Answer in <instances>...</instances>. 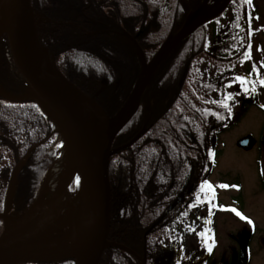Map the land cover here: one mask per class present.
Returning <instances> with one entry per match:
<instances>
[{
  "label": "trees",
  "instance_id": "obj_1",
  "mask_svg": "<svg viewBox=\"0 0 264 264\" xmlns=\"http://www.w3.org/2000/svg\"><path fill=\"white\" fill-rule=\"evenodd\" d=\"M221 1L32 0V10L44 14L50 20L38 31L39 42L53 55L54 64L61 74L87 95H93L96 102L109 114L110 110L116 111L122 106L140 66L133 44L123 37L122 32L127 31L137 39L146 59L149 60L165 37L181 27L187 14L194 10H199L200 14L212 11ZM229 3L221 15L184 38L157 67L145 88L142 104L134 117L123 127L122 134L129 136L145 118L152 125L129 149L111 157L109 162L113 212L111 239L139 256L143 255L145 246V264H155L153 258L159 255V252L155 254L150 248L152 242L161 246L162 235L157 236L154 233L160 231L163 226L160 223L153 226L143 240L145 229L153 222L142 220L147 216L144 214L147 207H141L144 206L142 194L159 180L147 179L142 188L137 181V188L134 190L136 193L132 197L121 195L122 188L132 170L173 165L171 135L175 139L174 148L178 151L174 154L177 164L189 163L188 155L181 152V149H190L196 144L199 146L198 143H193L196 137L189 135L190 133L204 130L211 132L207 137L212 138L213 129H217L212 125L216 124V121L208 114L202 123L204 128L198 127L197 118L186 112L169 116L166 109V90L175 84L196 82L193 79L194 70L191 68L195 55L199 51L205 53L210 48V37L207 34L219 32L226 24L227 30L222 32H228L231 55L248 52L252 35L247 32L254 28V0L250 3L245 0H231ZM211 26L213 28L210 31ZM235 64L232 65L234 74L237 73ZM103 78L108 83L106 90L94 94ZM117 80L120 81L119 86ZM213 80L215 79L212 78ZM0 87L13 94L26 91L20 77L10 65L5 35L0 37ZM118 90L126 91L119 95L107 94ZM187 99L189 103H186L188 108L186 106L185 111L195 103L193 97ZM159 104L163 106L158 110L156 108ZM191 108H194V105ZM54 130L50 119L46 118L36 103H12L0 98V212L4 208L3 202L11 172L25 155L27 159L19 171L9 216L20 215L35 199L47 169L58 155V151L49 150L45 142L49 136H56ZM127 152L132 155L126 157ZM170 171L158 170L153 174L158 176ZM148 174L149 172L134 173L140 178ZM161 180L165 183L167 181ZM149 199L150 206L158 200L152 196ZM131 201L136 205L132 207ZM138 203L139 207L135 208ZM159 208L164 209L166 206L154 207L157 210ZM1 229L0 220V231ZM168 239L165 240L169 242ZM107 255L103 264H139L136 256L122 247L111 249ZM62 264L74 263L65 261Z\"/></svg>",
  "mask_w": 264,
  "mask_h": 264
},
{
  "label": "water",
  "instance_id": "obj_2",
  "mask_svg": "<svg viewBox=\"0 0 264 264\" xmlns=\"http://www.w3.org/2000/svg\"><path fill=\"white\" fill-rule=\"evenodd\" d=\"M229 1L223 0L217 8L204 14V16L199 15V10L188 14L181 28L173 35H167L150 62L145 60L143 50L140 49L136 39L124 32L125 38L131 41L137 50L141 63L140 73L130 94L117 113L109 117L99 107L101 114H87L86 120L77 115L54 82L43 81L37 76L34 65H32L31 41L33 34L39 43L31 7L32 1L11 0V5L4 8V28L0 36L1 34L6 35L10 64L22 80L26 91L14 95L0 88V98L14 103L32 101L41 108L46 118L50 119L61 140V149L65 150L68 160L80 172L78 174L80 187L84 189L89 204L90 230L86 242L81 245L75 243L55 245L56 241L63 237L61 235L63 229L52 225L54 216H41L37 212H32L33 206L41 199L44 179L37 196L31 202V206L16 217L9 216L13 206V194L17 187L19 171L26 160L25 156L18 161L11 172L5 192L4 209L0 212V218L3 221V229L0 233V264H55L65 260H70L74 264H103L108 251L120 246L111 240L112 201L110 180L108 179L109 157L135 142L143 130L139 131L133 139L123 146L111 149L114 135L134 116L139 107L143 90L154 70L163 62L164 58L173 51L174 47L185 36L219 15L229 4ZM1 16L0 14V19ZM41 47L47 52L46 47L44 48L42 45ZM55 68L57 69L56 66ZM63 78L65 79L64 76ZM69 83L73 85L71 82ZM105 83L106 80H102L103 85L97 93L105 88ZM74 87L76 86L74 85ZM76 89L87 101L95 103L92 96L86 95L77 87ZM250 140L249 137H246L238 142L241 146H246ZM73 184L74 181L69 183L66 190L69 191ZM43 229L50 230L52 237H44V240L41 241L44 244L40 246L35 242L39 236H33L31 232L33 230L43 231ZM144 262L145 256L141 259L140 264H144Z\"/></svg>",
  "mask_w": 264,
  "mask_h": 264
},
{
  "label": "flooded vegetation",
  "instance_id": "obj_3",
  "mask_svg": "<svg viewBox=\"0 0 264 264\" xmlns=\"http://www.w3.org/2000/svg\"><path fill=\"white\" fill-rule=\"evenodd\" d=\"M255 33L254 29L247 32V34L252 36L256 35ZM207 36L210 37V48L205 53L203 51L197 52L191 65V68L194 70L193 79H195L196 82H185V84H175L173 87L169 86L166 90L168 102V107H166V109L168 110L169 116H176V114H179L180 112H186L188 115L193 116V118H197V122L201 123H203L207 116L206 114H208L212 120L216 121V124L212 125V127L218 128V126H220V123L218 124L220 118L214 116L216 115L214 113H206L208 109L206 108L207 106L204 105V98L208 96L211 98L213 97V93H215L217 94L215 98L217 100L221 99V96L218 95L220 91L224 90V87L227 88L228 85L234 84L232 65L234 63H236L235 65L237 66L242 65L249 71V68H251L250 64L253 60V49L250 45L248 52H246L248 53L247 58L245 57V54L232 56L229 46L230 41L228 32L208 33ZM249 74L254 76V74H252V69ZM246 76L249 77L248 74ZM212 78L215 80L212 81ZM117 86H119V84ZM125 91L126 90L111 91L107 94L111 95L115 93L119 95L120 93H125ZM210 92H212V95H210ZM227 92H229V90ZM144 95L145 92L141 97L140 104H142L141 101L143 100ZM190 97L194 98V101L197 103L196 107L198 106L200 111L201 109L203 111L196 114L193 112L194 108H191V106L189 110L185 111L187 106L186 103H189V99L187 98ZM247 99L249 98L247 97ZM254 103L259 109L264 110V107H261L264 105L263 103H260L258 100H255ZM221 105L222 104H220V106ZM162 106V104H159L156 109L159 110ZM116 111L110 110L109 114L112 116ZM145 119L139 123V126L137 125L138 128L136 130L130 132L129 136H124L125 134H122L124 129L122 132H118L114 136L111 144L112 149L123 146L125 143L133 139L134 135L141 130H143L141 135L144 136L145 132H147L152 125ZM198 127L204 128V124L201 125L198 123ZM126 130L128 131L129 129L127 128ZM216 130L217 129H213L212 131L213 138L218 133ZM208 134H211V132L207 133L204 130L189 134L196 137V140L193 141V143H198L199 146L196 144L195 147L190 149L180 150L188 155L187 159L189 163L186 164H177V158L175 159L174 154L178 151L174 148L175 139L171 135L173 165L168 167L159 166L157 168H148L147 170H132L130 171L132 172L130 177H127V180L124 182L125 186L122 188L121 195L132 197L136 193L134 190L137 188V181L142 185V188L144 187L143 185H145V182H147V179L159 180L158 183L152 184L150 189L145 190L146 192L142 194V202H144V206L141 205L143 208L147 207V209L145 208L147 211L144 212L147 216L143 217L142 220L148 222L151 221L154 226L158 223L163 226L160 231L154 233V235L157 236L162 235L160 237L162 238L161 246H157L152 242L150 248V250H154L155 254L159 252V255L154 258L152 257L155 264H244L245 246H247L249 238L245 241V238L243 237L244 235L239 231L226 228L225 239L228 241H234L235 243L239 241L240 243L238 246V254H236L232 248H230L231 252L224 249L223 246H226V243H223V239L220 237L223 231V228H221L222 225L229 217H232V213H230L231 206L237 209L243 216L247 217V220L240 219V217L235 216L236 214H233L234 219L237 218L239 223H243V221L248 222V216H246L243 206L244 195L241 192L243 188L241 182L242 176L239 174L233 176L232 180L229 179V174H227V171L223 169L221 164H219V149L213 145L212 138L210 139L207 137ZM244 137H249L251 140L248 145L241 146L238 141ZM242 138L236 141L237 147L240 150L251 151L256 149V151H258L257 164L254 171L257 174L256 183L259 184L258 188L261 189V194H264V170H262L263 165L260 161L261 158H259L264 152L262 151L264 147V139L260 136L258 139L254 140L251 135H244ZM131 145L118 150L111 155L110 158L129 149ZM130 155H132V153L127 152L125 154L126 157H129ZM158 170L171 171L168 172V174L154 175L153 172H158ZM133 172L135 174L149 172V174L140 178L134 175ZM161 179H166V183ZM205 180L212 184L215 193L214 197L211 192L206 194L201 191L200 185ZM221 184H226L228 187L221 188L219 187ZM233 185H236L237 187H233ZM235 189V194L229 195L230 200L225 201L224 196L228 197L227 193L230 190ZM197 193L200 195L199 201H197ZM151 196L158 199L156 202H153L152 206L148 203V199ZM193 204L196 206L190 207V205ZM130 205L133 207L136 204L131 201ZM139 205L140 203H138L135 208H138ZM155 206H166V208H159V210H157L154 209ZM261 208L262 212H264L263 205ZM209 209H211V214H209ZM168 211H170V213H167ZM182 213H187V215H182ZM259 227L262 229L261 226ZM239 228L242 227L240 226ZM242 230L244 231L243 228ZM201 232L205 233L203 237L199 235ZM187 237H191L195 240L193 246L186 243ZM142 238L145 240L146 237L144 238L142 235ZM166 238H169V242L165 240ZM209 245H211V251L208 250ZM145 249L144 246L143 250ZM235 255H237V259H235Z\"/></svg>",
  "mask_w": 264,
  "mask_h": 264
},
{
  "label": "rangeland",
  "instance_id": "obj_4",
  "mask_svg": "<svg viewBox=\"0 0 264 264\" xmlns=\"http://www.w3.org/2000/svg\"><path fill=\"white\" fill-rule=\"evenodd\" d=\"M216 7H218V5ZM254 11V20L252 23L254 24L253 29L255 30L256 35L252 36L251 43L249 44L253 49V60L250 64L251 68H249L248 71L247 68L242 65L237 66V73H233L232 76L234 78V84L228 85L227 88L224 87V90L220 91L218 95L221 96V99L217 100L215 98L217 94L215 93H213V97L211 98L209 96L204 98V105H206V108L208 109L207 112H205L214 113L216 114L214 116H218L220 118L218 120V124L220 123V126H218L216 130L218 133L214 138L212 137L213 145L219 149V164H221L223 169L227 171L229 179L232 180L233 176L239 174L242 176L241 182L243 188L241 192L244 195V212L246 216H248V220L252 223L249 224L247 221L239 223L237 218L234 219L233 214L235 213L231 211L234 207L231 206L230 213H232V217H229L222 225L221 228H223V231L220 237L223 239L222 242L226 243V246H223L224 249L231 252L230 248H232L236 254H238V246L240 243L239 241L235 243L234 241H228L225 239L226 228L229 230L236 229L239 231L242 235H244L243 237L245 238V241L249 238L248 244L245 246L244 264H264V212H262L261 208L262 205L264 206V194H261V189L258 188L259 184L256 183L257 174L254 171L257 164L256 161L258 151H256V149L251 151L243 149L240 150L237 147L236 142L244 135H251L254 140L258 139L260 136L264 139V110L259 109L254 103L255 100H258L260 103L264 104V85L259 83L260 79H264V0H254ZM35 25L36 28L40 27V23L37 20H35ZM211 28H213V26L210 27V31ZM226 30L227 24L224 25L223 28L219 29V32L222 33V31ZM48 54L53 60V56L49 52ZM251 69L254 76L249 74ZM247 74L249 77L246 76ZM238 76L245 77L247 79L249 82L247 86L249 88H251L252 84L255 83V91L245 92L244 87H242L236 80V77ZM228 90L229 92H227ZM229 93H232V97L227 100L226 103L229 105V108L231 109L230 111L229 108H225L222 105L220 106L219 103H214V101H223L225 96ZM210 95H212V92H210ZM247 97L249 99H247ZM195 103L192 104L194 105L193 112L198 114V112L203 110L201 109L200 111V108L198 106L196 107L197 103ZM198 123L202 125L201 122ZM262 151H264V147ZM259 158H261L260 161L263 165L262 170H264V152ZM78 188L79 181L69 191L70 196H73ZM234 192H236V189L230 190L227 193L228 197L224 196V200L229 201V195L235 194ZM235 216L237 217V215ZM240 226L244 229V231L242 228H239ZM259 226H261L262 229ZM148 229H145L146 232L143 235L150 233L151 229ZM64 231L65 229L62 230L61 234L63 236ZM31 234L33 236L43 235L45 238L52 237L50 230L45 229H43V231L33 230ZM186 243L193 246V244H195V240L191 237H187ZM236 256L237 255H235V259H237Z\"/></svg>",
  "mask_w": 264,
  "mask_h": 264
},
{
  "label": "bare ground",
  "instance_id": "obj_5",
  "mask_svg": "<svg viewBox=\"0 0 264 264\" xmlns=\"http://www.w3.org/2000/svg\"><path fill=\"white\" fill-rule=\"evenodd\" d=\"M10 5L11 0H0V14L2 15L0 33L4 28V8ZM31 44V60L37 76L43 81L54 82L77 115L84 120H86L87 114H101L98 105L87 101L74 85H71L60 75L49 54L38 43L35 34H33ZM55 161L43 181L41 199L33 206L32 212H37L41 216H54L52 225L65 229L64 236L56 241V246L65 243L81 245L86 242L89 236V204L82 187H79L73 196H70V192L66 190L72 181L78 183L77 177L80 172L68 160L65 150L61 149L60 155ZM44 237L40 235L35 239V242L43 246L44 242L41 243V241L44 240Z\"/></svg>",
  "mask_w": 264,
  "mask_h": 264
},
{
  "label": "snow or ice",
  "instance_id": "obj_6",
  "mask_svg": "<svg viewBox=\"0 0 264 264\" xmlns=\"http://www.w3.org/2000/svg\"><path fill=\"white\" fill-rule=\"evenodd\" d=\"M246 3H250L251 0H245ZM245 57L247 58L248 57V53H245ZM236 80L240 83V85L242 87H244V91L245 92H249V91H255V83L252 84V87L249 88L247 85H248V81L245 77H241V76H238L236 77ZM259 83L261 85H264V79H260L259 80ZM232 97V93H229L228 95L225 96L224 100L223 101H214V103H219V104H222L223 107L225 108H229V105L226 103L227 100H229L230 98ZM261 107H264V105H262ZM231 109L229 108V111ZM219 187L221 188H227L228 185L226 184H221L219 185ZM233 187H237L236 185H233ZM200 189L202 192H205L206 194L208 192H211L212 193V196L214 197L215 196V193L213 191V186L212 184H210L207 180L203 181L202 184L200 185ZM200 200V195L199 193H197V201ZM196 205L193 204V205H190V207H195ZM232 212H234L238 217H240L241 219H245L247 220V217L243 216L237 209L235 208H232L231 209ZM209 214H211V209H209ZM182 215H187V213H182ZM248 223L251 224L252 222L250 220H248ZM191 230V229H190ZM199 235L201 237H203L205 235V233L201 232L199 233ZM208 250L211 251V245H209L208 247Z\"/></svg>",
  "mask_w": 264,
  "mask_h": 264
}]
</instances>
